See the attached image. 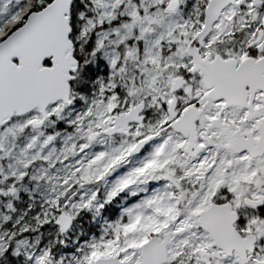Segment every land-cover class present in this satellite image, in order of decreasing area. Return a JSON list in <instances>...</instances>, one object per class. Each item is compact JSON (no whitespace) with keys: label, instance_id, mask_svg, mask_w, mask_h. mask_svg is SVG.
<instances>
[{"label":"snow or ice","instance_id":"1","mask_svg":"<svg viewBox=\"0 0 264 264\" xmlns=\"http://www.w3.org/2000/svg\"><path fill=\"white\" fill-rule=\"evenodd\" d=\"M0 264H264V0H0Z\"/></svg>","mask_w":264,"mask_h":264}]
</instances>
